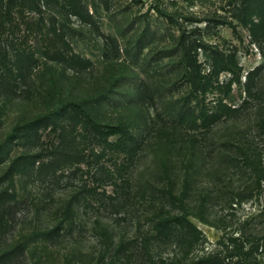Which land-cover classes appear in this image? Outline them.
Returning a JSON list of instances; mask_svg holds the SVG:
<instances>
[{"label": "rangeland", "instance_id": "obj_1", "mask_svg": "<svg viewBox=\"0 0 264 264\" xmlns=\"http://www.w3.org/2000/svg\"><path fill=\"white\" fill-rule=\"evenodd\" d=\"M263 1L40 0L33 7L25 0H0L5 56L0 78L3 74L6 85L5 90L0 82V178L18 157L36 158L33 169H20L10 182L18 206L9 235L27 248L23 264H93L104 232L128 241L152 231L161 214L153 197L171 187L179 195L188 175L194 184L192 208L199 205L197 196H213L229 180L239 186L234 192L242 193L250 170L240 180V171L228 163L244 143L264 160L258 128L264 106L253 103L239 119H225L207 132L179 124L177 116L189 110L196 115L201 102L208 105L217 96L190 95L187 58L207 77L213 54L221 53L216 70L224 84L232 75L223 67L237 66L244 82L248 72L264 65V8L258 7ZM233 6L249 12L247 23L236 20ZM14 64L26 80H17ZM258 85L264 90V73ZM231 88L237 107L244 95L235 84ZM70 104H80L97 128L89 129L73 112L62 113ZM52 112L56 125L37 122L38 140L23 138L29 122ZM119 124L139 141L136 152L122 146L110 150L118 137L106 136L100 126ZM247 182L250 193L235 197L230 208L211 201L207 214L190 217L200 236L181 264L232 251L234 262L244 264L239 248L264 236V181L259 189ZM124 188L131 193L128 201L119 196ZM69 207L72 234L44 242L43 235L65 220ZM180 256L178 247L168 245L157 250L156 259L169 264ZM254 260L264 264V248Z\"/></svg>", "mask_w": 264, "mask_h": 264}, {"label": "trees", "instance_id": "obj_2", "mask_svg": "<svg viewBox=\"0 0 264 264\" xmlns=\"http://www.w3.org/2000/svg\"><path fill=\"white\" fill-rule=\"evenodd\" d=\"M40 0H25V2L35 6V3H39ZM102 3H106V0H100ZM247 0H242L241 4ZM257 1V0H256ZM258 7L264 8V1ZM262 8V9H263ZM235 11L236 20L239 22L247 23L249 12L245 9L237 8L233 6ZM259 17L260 14H258ZM261 25V24H260ZM257 24H253L254 28L259 27ZM206 47V46H205ZM203 49V47H201ZM4 52L0 50V66H4L5 56ZM188 60L184 63L187 69L191 70L187 74V82L191 88L190 95H200L204 97L207 93H213L217 95L215 99L209 102L208 105L205 104V101L201 102L200 109H196V115L194 111H188L186 114H178L177 121L179 124L184 125L185 123H191L195 125L194 127L204 130V132L209 131L214 125L220 123L225 119L231 121L239 119L241 113L244 110L251 109L253 103H258L264 106V90H261L258 85V79L261 74H263V67L259 66L256 69L248 72L245 76L244 82L241 81V76L238 73L237 66L230 68L223 67L222 70H227L232 75V79H229L225 84L219 82L218 80V59H222V54L217 53L213 54L211 58L212 62V71L206 77L200 75V64H197L196 60L187 58ZM1 66V67H3ZM18 69V70H17ZM186 69V68H185ZM12 70L17 73V80L24 81V72L16 68L14 64ZM15 73V74H16ZM0 82H2V88H5L6 85L4 82V75L1 74ZM12 76V72H11ZM235 84L238 87L240 97L244 95L241 104L235 107V101L231 96L232 85ZM13 86H8V90L12 92L15 88ZM262 111V110H261ZM57 112V111H56ZM73 112L83 118L89 129L97 128V124L93 118L85 111L80 104H70L62 110L66 116L71 117ZM260 121L258 128L260 129L259 135H264V113H259ZM56 118V113L52 112L45 116L43 119H39L33 122H29L28 125L24 128V139L35 140L38 138V131L40 126L36 123L42 122L43 120L46 125H56L58 120ZM196 122H199L196 125ZM257 123V120H256ZM258 124V123H257ZM102 130L105 131L106 136L118 137V140L114 143H110V150L117 151L121 146L125 148L127 153H134L139 149V141L133 137V134L126 130V127L123 125L116 126H100ZM184 128V127H183ZM189 128H184L187 132ZM22 136L18 138L19 141L23 140ZM195 140L193 141L194 146ZM195 147V146H194ZM193 147V149H195ZM198 147V145H197ZM128 148V149H127ZM198 149V148H197ZM234 158L228 163L232 169H238L242 175L240 180H243L245 173L249 169V178H245V183L241 185L242 193L249 192L251 185H245L249 182H254V187L256 189L260 188V183L264 181V160H262L260 153L251 149V146L248 143L241 144L234 148ZM199 151V150H198ZM31 159V160H30ZM26 155H22L15 159L4 175L0 178V264H23V260L27 255V248L19 243L12 242L10 238V231L14 229L15 220L14 215L17 211V197L12 188L10 182L13 179L15 173L19 172L20 169L27 168L31 166V169L34 168L36 163V158ZM221 189H218L211 194L205 196H197L199 198L196 202L199 205L196 208L191 207V193L194 192L192 187L193 180L188 175L185 178V183L181 190V193L175 194L173 188L167 192H159L157 196L153 197V202L160 205V215L155 216L154 218V227L152 231L140 236V238L135 235L130 240H125L123 237H118L114 239L113 236L109 235L107 232H104L103 236L105 237V243L103 242V249L98 255V258L95 259L93 264H156V261L159 264H167L166 260L156 259L157 250L162 247L171 245L178 247L180 249L181 256L170 261L169 264H181L183 263L188 254L193 250V247L198 243L200 233L196 230L195 226L191 223L190 217L197 215L201 218V215H204L205 209L208 208V205H211V201H223L226 202L229 208L235 204V197H240L234 192L238 190L239 186L233 187V183L229 180L226 183H222ZM124 188L119 195L124 201H128L131 193L125 192ZM163 202L160 203L159 200ZM194 202V203H196ZM154 205V204H153ZM210 207V206H209ZM178 210L175 214L174 210ZM73 208L69 207L66 209L65 220L60 224L56 225L54 228L48 230L43 235L44 242L55 243L62 238H65L67 235H71V223L66 220L69 218V212H72ZM195 211V212H194ZM207 214V213H206ZM125 222V219H124ZM250 246L246 249L239 248L238 254L241 257V261L244 264H253L255 263V254L258 253L259 248H264V236L260 239L249 244ZM261 245V247H260ZM235 252H229V254L221 255L220 253L214 252L210 253L206 257H203L199 260V264H238L240 262H234ZM198 262V261H197ZM197 264V263H192Z\"/></svg>", "mask_w": 264, "mask_h": 264}]
</instances>
